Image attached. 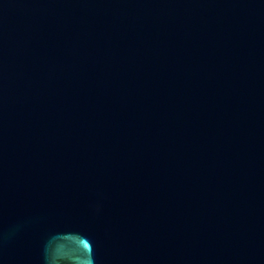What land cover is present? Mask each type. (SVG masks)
<instances>
[{"label":"water","instance_id":"95a60500","mask_svg":"<svg viewBox=\"0 0 264 264\" xmlns=\"http://www.w3.org/2000/svg\"><path fill=\"white\" fill-rule=\"evenodd\" d=\"M0 264H264V0H0Z\"/></svg>","mask_w":264,"mask_h":264}]
</instances>
